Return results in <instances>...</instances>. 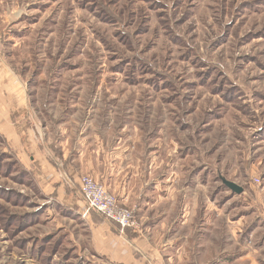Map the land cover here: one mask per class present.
Instances as JSON below:
<instances>
[{
  "label": "rangeland",
  "instance_id": "rangeland-1",
  "mask_svg": "<svg viewBox=\"0 0 264 264\" xmlns=\"http://www.w3.org/2000/svg\"><path fill=\"white\" fill-rule=\"evenodd\" d=\"M0 68L21 96L0 104V264H114L26 166L55 141L113 147L138 179L182 178L185 200L156 215L119 203L137 209L128 237L165 238L174 205L189 218L180 264H251L236 257L257 248L263 262L244 228L264 211V0H0Z\"/></svg>",
  "mask_w": 264,
  "mask_h": 264
},
{
  "label": "crops",
  "instance_id": "crops-1",
  "mask_svg": "<svg viewBox=\"0 0 264 264\" xmlns=\"http://www.w3.org/2000/svg\"><path fill=\"white\" fill-rule=\"evenodd\" d=\"M0 72H2L1 68ZM11 87H15V84L8 82L0 75V104L9 103L6 95L8 93L9 97L14 98L13 102L10 99L9 104L16 103L21 97ZM24 105L25 102L21 107ZM5 109L1 107V111ZM77 140H80L79 137ZM49 144L48 148L42 144L37 146L34 149L36 156L31 157L26 166L32 169L37 183L42 187L43 195H55L56 200L53 207L56 211L58 207L61 211H76L78 215L84 214L82 212L86 210V203L80 192V180L85 175H91L103 183L109 191L116 195L121 205L129 206L133 202L138 203L142 210L146 209L152 215H156V207L163 206L172 196L174 205L178 198L179 202L185 200L184 187L180 189L178 186L181 185V177L177 176L174 183H169L168 170H166L167 173H162L156 179L149 178L148 181H145V177L138 179L139 172L136 171L138 167H135L127 156L122 158L121 153L113 147L107 148L106 145L98 143L86 146V143L81 142L73 144L72 147L68 143L58 145L56 141ZM17 147L22 151L20 146ZM167 196L169 197L165 200ZM50 201L46 203L48 206L52 203ZM173 206L169 211H161V226L162 230L166 228V234L165 238L157 239L159 242L155 241V243L152 236L153 233L155 236L157 233L154 229H147L146 235L132 239L126 235L125 231L122 232L118 225L97 213H89L83 220L87 224L92 247L96 253L102 254L114 264H180L185 263L184 258L187 255L185 252L187 242L184 240L187 238L183 237L182 232L189 218H186L188 211L184 208L177 211ZM252 218L244 228L246 229L244 239L250 235L252 237L254 232H261L259 242L262 243L264 242V211L255 212ZM152 222L154 221H150L147 225L155 224ZM172 231L177 234L171 238L168 233ZM194 240L196 241L192 237L193 244L196 243ZM250 253L237 256L236 259L250 258L251 264H258L259 261L256 259L262 258V251L257 248L254 254ZM230 256V259L233 258L232 255ZM260 264H264V260Z\"/></svg>",
  "mask_w": 264,
  "mask_h": 264
},
{
  "label": "built area",
  "instance_id": "built-area-1",
  "mask_svg": "<svg viewBox=\"0 0 264 264\" xmlns=\"http://www.w3.org/2000/svg\"><path fill=\"white\" fill-rule=\"evenodd\" d=\"M80 187L86 203L84 216H87L90 212L97 213L106 220L118 225L122 232L127 229H139L137 209H127L120 206L118 199L101 182L83 176L80 180Z\"/></svg>",
  "mask_w": 264,
  "mask_h": 264
},
{
  "label": "water",
  "instance_id": "water-1",
  "mask_svg": "<svg viewBox=\"0 0 264 264\" xmlns=\"http://www.w3.org/2000/svg\"><path fill=\"white\" fill-rule=\"evenodd\" d=\"M223 183H224V185H225L228 189H230L233 193H235V194H237V195H241V194L243 193V189H242L240 186L236 185L235 183H233V182H228V181H224Z\"/></svg>",
  "mask_w": 264,
  "mask_h": 264
},
{
  "label": "trees",
  "instance_id": "trees-1",
  "mask_svg": "<svg viewBox=\"0 0 264 264\" xmlns=\"http://www.w3.org/2000/svg\"><path fill=\"white\" fill-rule=\"evenodd\" d=\"M27 171V170H26ZM126 231H130L129 229H127Z\"/></svg>",
  "mask_w": 264,
  "mask_h": 264
}]
</instances>
